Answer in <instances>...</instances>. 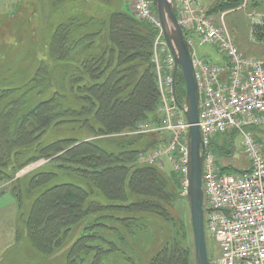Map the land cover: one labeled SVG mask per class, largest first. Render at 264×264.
Here are the masks:
<instances>
[{
	"label": "trees",
	"instance_id": "16d2710c",
	"mask_svg": "<svg viewBox=\"0 0 264 264\" xmlns=\"http://www.w3.org/2000/svg\"><path fill=\"white\" fill-rule=\"evenodd\" d=\"M51 1L59 8L74 4L72 16L52 35L50 62H41L26 90H0V185L10 183L21 209L27 199H34L24 220L29 244L41 256L51 257L75 227L95 218L73 243L66 264H86L85 257L91 258L90 264H102L120 246L101 232L114 233L123 243L142 230V221L158 218L177 231L148 264H195L191 215L189 223L186 216L174 215L177 179L138 161L164 137L129 134L142 122L160 121L161 93L153 62L156 31L130 9H115L117 0ZM243 3L220 0L208 15L238 9ZM253 33L264 42V24L255 25ZM176 86L184 103L181 71ZM34 91L50 92V97L29 108ZM61 127L82 130L85 137L40 146L50 129ZM220 150L223 173L251 172L252 166L235 169L233 152ZM39 161L45 164L29 176L23 190L16 175ZM16 239L21 241L22 236ZM214 244L213 239L210 245ZM207 245L210 252L208 240ZM209 260L216 264L210 253Z\"/></svg>",
	"mask_w": 264,
	"mask_h": 264
},
{
	"label": "built area",
	"instance_id": "2783aa9c",
	"mask_svg": "<svg viewBox=\"0 0 264 264\" xmlns=\"http://www.w3.org/2000/svg\"><path fill=\"white\" fill-rule=\"evenodd\" d=\"M180 26L193 48L199 88V122L203 160L205 229L219 245L216 264H264V142L251 130L264 127V60L243 55L225 26L208 15L200 0H176ZM133 15L156 31L153 62L161 93L160 121L140 123L129 134H160L163 142L139 156V163L173 167L183 197L189 187V130L175 85V59L164 39L163 24L153 0H133ZM215 46L223 64L201 58L196 44ZM241 132L252 170L223 173L214 152L215 138ZM217 146H219L217 144ZM207 236V235H206Z\"/></svg>",
	"mask_w": 264,
	"mask_h": 264
},
{
	"label": "rangeland",
	"instance_id": "374dc122",
	"mask_svg": "<svg viewBox=\"0 0 264 264\" xmlns=\"http://www.w3.org/2000/svg\"><path fill=\"white\" fill-rule=\"evenodd\" d=\"M129 1L117 0L115 9L131 10L132 3ZM214 1L216 3L220 0H201L200 2L208 12L215 4L208 7L209 3L212 4ZM248 3V8L242 5L238 9L209 16L215 22L222 19L219 25L225 26L229 30L243 55L264 60V42L258 41L253 35L254 26L264 24V0H249ZM73 4L70 3V7L63 4L59 8L51 0H0V90H26V86L35 77L41 62L43 60L50 62L48 45L58 25L72 16ZM196 51L201 58L209 62L216 63L219 60L222 62L226 59L216 47L198 45ZM49 97L50 92L39 94L38 91H34L29 95L27 107L32 108ZM251 131L264 142V127ZM82 137H85V132L77 128H52L41 138L40 146L44 147L60 140ZM217 144L223 151L233 152V167L235 169L250 168L252 163L245 157L241 132H229L215 138L214 152L218 154V157H221L222 153ZM43 164H45L44 161L36 162L16 175L15 179L21 178L18 180L22 181L23 190L27 188L29 176ZM164 171L170 179H177L176 186L179 184V197L175 202V210L173 209L174 215L186 216L189 223V207L187 200L181 195L179 178L168 163H166ZM1 191L4 193L0 196V264H66L73 243L82 235L86 225L95 221V218H90L75 227L62 249L51 257H44L31 247L26 236L24 220L30 212L33 197L27 199L24 208L21 209L10 183H1ZM96 200L106 202L100 196H97ZM140 228L142 230H138L134 237L127 236L126 242L123 243L119 242L118 236L114 233L101 232L106 240L120 246V250L106 256L102 264H148L151 257L167 241L172 240L177 231L171 224L167 228L164 222L158 218L142 221ZM18 234L22 236L21 241L16 239ZM206 235L209 242V253L211 256L214 255L215 261H217L220 257L219 245L215 240V244L210 245L213 239L208 231H206ZM189 244L192 247V241H189ZM85 258L87 259L85 263L90 264L91 258Z\"/></svg>",
	"mask_w": 264,
	"mask_h": 264
},
{
	"label": "water",
	"instance_id": "95a60500",
	"mask_svg": "<svg viewBox=\"0 0 264 264\" xmlns=\"http://www.w3.org/2000/svg\"><path fill=\"white\" fill-rule=\"evenodd\" d=\"M156 12L163 24L164 39L175 59V85L179 71L186 84L183 112L189 130V187L186 196L190 215L195 250V264H210L205 229V201L203 190V160L205 150L202 146L199 122V88L193 68V48L185 31L180 26L175 0H154Z\"/></svg>",
	"mask_w": 264,
	"mask_h": 264
},
{
	"label": "crops",
	"instance_id": "0c3cea01",
	"mask_svg": "<svg viewBox=\"0 0 264 264\" xmlns=\"http://www.w3.org/2000/svg\"><path fill=\"white\" fill-rule=\"evenodd\" d=\"M201 1V0H200ZM218 1V0H217ZM249 0H246L245 2H244V4H243V6H245V8H248L249 7ZM215 3V1L211 4V3H209V6L208 7H211L213 4ZM211 4V5H210ZM256 5V4H255ZM225 18H226V16H225ZM225 18H223V20H225ZM259 21H261L262 22V20H259ZM264 21V20H263ZM217 22V24H219V23H221L222 22V19H220V20H218V21H216ZM225 22V21H224ZM255 24V23H254ZM234 38V37H233ZM199 44L197 43L195 46H194V48H195V50H196V47L198 46ZM211 47H214L215 48V46H211ZM217 48V47H216ZM198 54V53H197ZM204 59V58H203ZM226 61V59H224L222 62L219 60L218 62H214V61H212V63L214 62L215 64H223L224 62Z\"/></svg>",
	"mask_w": 264,
	"mask_h": 264
}]
</instances>
